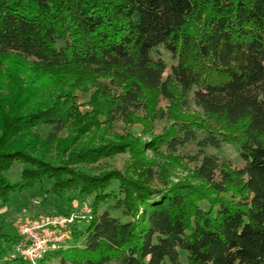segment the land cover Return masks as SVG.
<instances>
[{
    "label": "trees",
    "instance_id": "1",
    "mask_svg": "<svg viewBox=\"0 0 264 264\" xmlns=\"http://www.w3.org/2000/svg\"><path fill=\"white\" fill-rule=\"evenodd\" d=\"M159 47L174 61L168 72ZM8 56L35 67L22 74L26 83L52 74L60 89L50 106L36 100L28 111L27 91L0 98V210L35 186L45 197L89 199L88 219L63 228L65 240L41 264H182L180 253L186 264H264V0H0V73ZM84 76L93 92L80 89ZM159 99L188 117L116 147L175 153L195 145L187 161L193 184L165 182L150 167L143 179L77 168L106 155V146L47 161L30 144H10L47 126L49 148L70 121L80 130L140 117L153 124L167 118L153 110ZM223 143L238 145L241 167L204 154ZM3 227L0 214V254L8 256L21 237Z\"/></svg>",
    "mask_w": 264,
    "mask_h": 264
},
{
    "label": "rangeland",
    "instance_id": "2",
    "mask_svg": "<svg viewBox=\"0 0 264 264\" xmlns=\"http://www.w3.org/2000/svg\"><path fill=\"white\" fill-rule=\"evenodd\" d=\"M156 56L162 58L168 66L174 61L170 58V55L165 51L163 47H159L156 51ZM34 66L30 61H25L17 56H8L3 60V68L0 73V98L9 99L10 97H18L21 99L23 92L29 93L30 99H24L23 102L29 104L26 105L24 111H28L33 108L32 104L36 100H47L46 104L49 106L55 101L53 96L58 92L60 86L54 83L52 74H46L42 77L39 73L34 74L33 81L30 83V79L25 82V78L22 76H32L34 72ZM44 78V79H43ZM39 79L41 81L39 82ZM72 79L71 82H74ZM77 81V80H76ZM84 85H81L82 90L93 92L91 87H88L92 78L89 76L83 77ZM83 100V99H82ZM30 101V103H28ZM79 103H82L78 101ZM152 104V103H151ZM47 106V105H45ZM87 107H80L84 111ZM155 113L161 114L165 112L167 118L164 120L156 121L153 124H146L143 118H134L133 123L129 125L118 124L113 129L106 127H94L91 128L86 125L80 130V126L74 121L68 122L64 131L59 135L58 139L52 143L48 148L44 145V139L49 131L47 126H40L35 129L37 133L36 138H32L29 135L20 137L19 139H12L13 142L20 141L23 144H30L33 156L40 157L44 160H61L65 161L71 156L73 150H79L80 148H92L98 146H106V155L100 156V158L91 162L81 163L77 166L79 170L88 172L90 174H100L108 170H118L127 177L133 179L144 178V171L147 167H150L153 171L158 170L162 177V180L168 183H195L193 180V165L188 163L189 156H194L197 153L195 145H187L183 148H179L175 153H168L165 149L159 148L155 151L141 150L134 145L131 152L128 153L121 151L120 145L122 142H129L133 138L142 139L148 138V126L152 128V133L162 132L166 129H170L172 121L170 117L187 118V111H183L180 107L170 104L169 106L163 100L158 101L156 107L153 109ZM153 110L150 109L151 114ZM188 111L198 110L191 106ZM192 112V113H193ZM196 117V116H195ZM140 120H143L140 121ZM85 130L84 132H82ZM133 130V131H132ZM132 131L131 138L126 134ZM130 136V134H129ZM19 145V144H17ZM205 155L215 156L220 163H228L232 167L239 168L243 165L240 158L238 145L236 143H223L219 148L208 147L204 150ZM136 152V153H135ZM75 167V166H74ZM22 166L16 162L12 169L8 173V177L12 181H17ZM89 199L81 202L71 194H64L61 198L53 196L45 197L38 187L24 190L22 192L15 193L10 198V203L0 210L1 220L3 222V231L11 236H20L19 227L25 223H40L50 218L63 217L64 214L71 209L72 211H80L84 205L88 207ZM72 213V212H71ZM84 221L81 222L83 224ZM80 226V225H79ZM21 237V236H20ZM8 256L0 254V264H15L16 258H21L20 252H18L16 246L8 249ZM182 264H186V259L183 253H180ZM37 264H41L39 261ZM42 264H58L56 260L45 261Z\"/></svg>",
    "mask_w": 264,
    "mask_h": 264
},
{
    "label": "built area",
    "instance_id": "3",
    "mask_svg": "<svg viewBox=\"0 0 264 264\" xmlns=\"http://www.w3.org/2000/svg\"><path fill=\"white\" fill-rule=\"evenodd\" d=\"M89 209L86 205L78 212L67 216L55 217L40 223H25L19 227L21 239L16 245L23 264H37L44 255L63 242L67 236L63 228L75 220L88 219Z\"/></svg>",
    "mask_w": 264,
    "mask_h": 264
}]
</instances>
